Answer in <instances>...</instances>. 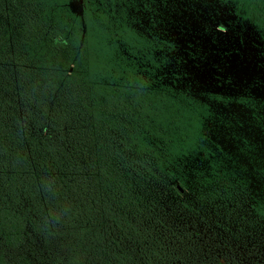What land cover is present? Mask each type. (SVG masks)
I'll use <instances>...</instances> for the list:
<instances>
[{"label": "trees", "instance_id": "1", "mask_svg": "<svg viewBox=\"0 0 264 264\" xmlns=\"http://www.w3.org/2000/svg\"><path fill=\"white\" fill-rule=\"evenodd\" d=\"M237 25L264 54V0H0V264H264L207 104L241 100Z\"/></svg>", "mask_w": 264, "mask_h": 264}, {"label": "rangeland", "instance_id": "2", "mask_svg": "<svg viewBox=\"0 0 264 264\" xmlns=\"http://www.w3.org/2000/svg\"><path fill=\"white\" fill-rule=\"evenodd\" d=\"M218 18V23L222 25L229 23L231 28L233 18L224 17L226 18L224 19L221 16ZM234 22L236 23V20ZM190 32H194L192 28H190ZM221 33L223 39L219 43L226 44L228 47L226 50H233L239 56L230 59L229 63L237 68L233 60L237 61L241 78H245L233 83L239 89L238 96L241 100L233 99V102L228 104L207 101V104L220 117L218 121L221 130L225 133H233L230 140L226 138L222 140V149L226 150L227 147H231L242 155L248 153L247 160L244 161L247 162L252 157L253 167L261 171L260 181L264 184V95H262L264 93V80L261 82L251 80L254 74L252 70H249L252 66L256 67L257 63H264V58H262L264 54H254L253 40L252 44L249 43L250 38H253L254 35L248 29H242L237 25L236 31L232 28L230 32L225 29L221 30ZM243 62L246 65L242 68ZM226 97L228 96L226 95Z\"/></svg>", "mask_w": 264, "mask_h": 264}, {"label": "water", "instance_id": "3", "mask_svg": "<svg viewBox=\"0 0 264 264\" xmlns=\"http://www.w3.org/2000/svg\"><path fill=\"white\" fill-rule=\"evenodd\" d=\"M178 189L181 191L180 187H178Z\"/></svg>", "mask_w": 264, "mask_h": 264}]
</instances>
